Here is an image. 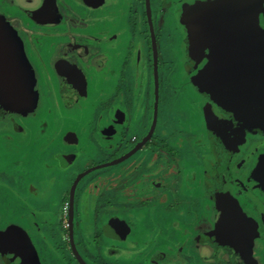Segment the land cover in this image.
I'll return each instance as SVG.
<instances>
[{"label": "flooded vegetation", "instance_id": "flooded-vegetation-1", "mask_svg": "<svg viewBox=\"0 0 264 264\" xmlns=\"http://www.w3.org/2000/svg\"><path fill=\"white\" fill-rule=\"evenodd\" d=\"M85 1L0 0L20 22L0 28V142L29 152L0 160V264H61L52 221L66 264H264V111L212 70L231 63L223 18L264 36V0H130L128 27L127 0ZM166 16L181 77L161 75Z\"/></svg>", "mask_w": 264, "mask_h": 264}, {"label": "water", "instance_id": "water-1", "mask_svg": "<svg viewBox=\"0 0 264 264\" xmlns=\"http://www.w3.org/2000/svg\"><path fill=\"white\" fill-rule=\"evenodd\" d=\"M79 2L87 3L85 0H77ZM88 5V4H86ZM235 11H238L237 6L235 7ZM38 14H35L33 12V17L36 20H39L40 17L37 16ZM229 18L225 17L223 18L224 22L222 21V25L230 28H226L229 31L224 33L225 35L229 36L230 38L228 40L227 37H225V40L223 39L217 46L215 53L216 56L218 55L220 58H224L227 55H225V52L229 54V57L231 58V63L229 66H222L216 65L215 62L214 65H212V70L215 68H221L224 69L226 67L229 68V75H232V77H229L231 79L234 88L231 89V91H235V95L239 96L242 101H244L245 108H252L256 109L257 111H264V36L259 32L257 28V22L255 18H252L253 16L247 15L245 18H243L242 22L239 21L237 14L234 16L229 14ZM228 19V20H227ZM228 22L231 23L230 26L228 25ZM241 25L242 29L241 31L238 30V28H235L236 26ZM231 32H234L231 35ZM227 43H229V46L227 47ZM243 58L244 62L238 63L237 58ZM223 72V71H222ZM244 75V77H239V75ZM15 99H3L0 100V103L6 104V109H11V105L16 106ZM17 102L18 99H17ZM18 104V103H17ZM1 111V110H0ZM5 113L7 111H4ZM0 115L2 113L0 112ZM228 219L227 217H223V222L221 221V234L225 235V237L228 239V241L232 244H235L239 249H243L247 243V230L240 226V232H234L231 230V228L228 226L229 220L225 223V221ZM235 234H238L240 236V239H233ZM226 239V240H227ZM225 239L221 240V244H224ZM220 251V250H219ZM221 253H225L224 250H221ZM246 256L249 257L247 254ZM253 258L250 257V259L245 258V262L247 264H251L250 261H252Z\"/></svg>", "mask_w": 264, "mask_h": 264}, {"label": "rangeland", "instance_id": "rangeland-1", "mask_svg": "<svg viewBox=\"0 0 264 264\" xmlns=\"http://www.w3.org/2000/svg\"><path fill=\"white\" fill-rule=\"evenodd\" d=\"M130 4H131L130 0H127V4H126L127 7L124 9L126 17H124V19H122V20H127V18H128V22H127V24L123 25V27L130 26L129 22L132 23L133 20H134L133 18L127 17V16H129L128 11H129ZM43 16H45V14H43ZM40 19H44V18L40 17ZM44 21H46V19ZM41 22H43V21L41 20L40 23ZM174 23L175 22L173 21V19H170V16H166L165 18L161 19V23H160L161 26H159V21L157 22V27L159 28V32H160L159 35H160L161 38H163L162 43H161V46L163 48V49H161V58H162V60H161L162 61V64H161V75H162V77H181L180 76L181 69H180L179 64L176 65V69H175V67H173V66H175V63H176V61H174V59L177 57L176 56V52H175V47L176 46H175V43H174L177 40V33L174 32V28H175V24ZM160 30H163V31L161 32ZM164 40L167 41L166 45L163 44ZM152 48H154V47L152 46ZM122 61H123V57H120L118 59V61H117V66H118L119 69L121 68V62ZM183 74H184V71H183ZM37 84H34V86H36ZM10 108L11 109L8 110V113L9 114H15V111L13 109L14 105H11ZM173 111H175V110H173ZM5 115L6 114H3V117H5ZM0 119H2V116H1ZM2 120H4V119H2ZM4 122L0 123V131L7 130V125L8 124H6ZM9 123L11 124V122H9ZM6 133L7 134H12L14 136L13 132L11 133V131H6ZM4 135H6V134H3L2 132H0V139H2ZM2 142H3V144L0 142V160H2V162L4 161V159H6V160L12 162L13 164H15V162L18 161L21 157H23V156L27 155V153H29L27 151H26L27 153H25L24 151H19L18 153H16L15 151H11L10 149H7L4 139H3ZM86 147L88 148V146H86ZM15 149H16V146H15ZM31 151H33L34 152L33 154H35L36 153L35 152V147H33L31 149ZM34 157L37 159V161L39 160V158H37L36 156H34ZM52 223H54V224L52 225L51 229L48 227V229H49L48 233H53V235H54L53 236L54 242H53L52 239L51 240H52L53 247H54L55 251H53V253L50 254V255L55 259L54 263L58 262V263H61V264H66L65 263L66 261H62V259L58 258L59 256H61V252H62L64 246H63V243H62V241L60 239V236H59L60 233H58V232L55 233L54 232V229L56 228L55 222L52 221ZM30 233H31L32 236L35 235L34 232H30ZM36 235H38L37 231H36ZM59 242H60V244H58ZM87 249H88V247H87ZM66 258L70 259L69 264H76V263H74L71 255H66ZM259 262H258V264H259ZM250 263L251 264H257V261L252 259V261H250Z\"/></svg>", "mask_w": 264, "mask_h": 264}, {"label": "crops", "instance_id": "crops-1", "mask_svg": "<svg viewBox=\"0 0 264 264\" xmlns=\"http://www.w3.org/2000/svg\"><path fill=\"white\" fill-rule=\"evenodd\" d=\"M7 17V16H6ZM6 17H4L3 15H0V28H2V26L4 27V26H7V31H6V33H8V34H10L11 36H12V34H15L14 33V28H15V26H20V22H18V20L16 21L15 19L13 20V25L11 26V27H9V23H8V20H6V19H8V18H6ZM18 22V23H17ZM14 36V35H13ZM31 102H30V104L33 106V107H35L36 106V104H37V101H38V98H37V95L35 96V97H33V98H31V100H30ZM0 107L2 108V109H4V107L6 108V104H2V103H0ZM15 108V107H14ZM13 108V109H14ZM5 111H7V110H5ZM8 112V111H7Z\"/></svg>", "mask_w": 264, "mask_h": 264}]
</instances>
